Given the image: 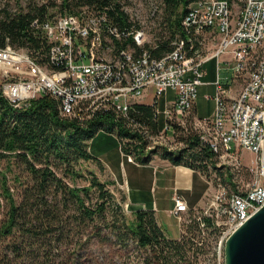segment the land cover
Listing matches in <instances>:
<instances>
[{"label":"built area","instance_id":"1","mask_svg":"<svg viewBox=\"0 0 264 264\" xmlns=\"http://www.w3.org/2000/svg\"><path fill=\"white\" fill-rule=\"evenodd\" d=\"M239 8L234 14L230 0L195 1L180 21L186 39L172 40V49L159 57L145 47L152 41L142 26L121 30L104 13L86 9L57 14L42 25L51 43L45 66L23 49L0 47L1 93L18 107L49 93L59 100L61 115L70 116L77 108L87 112L112 108L126 114L132 102L151 95L150 104L156 105L158 95L174 90L173 105L160 112L156 108L165 120L159 137L173 128L171 122L184 128L188 127L184 121L189 122L213 154L207 178L214 188L196 219L201 234L208 227L200 214L212 223L209 247L216 254L215 264H224L226 239L264 204V0H242ZM128 36L133 45L115 48L116 40ZM106 50L114 57H106ZM222 54H228L226 61L219 58ZM210 58L217 59V67L222 62L233 70L234 84L240 78L243 83L231 95L229 76L218 75L214 112L199 117L192 109L204 74L201 66ZM14 73L21 75L14 78ZM195 118L202 130L193 127ZM244 150L253 160L246 162ZM126 158L134 161L131 154ZM181 197L174 192L170 210L180 228L188 211Z\"/></svg>","mask_w":264,"mask_h":264},{"label":"trees","instance_id":"2","mask_svg":"<svg viewBox=\"0 0 264 264\" xmlns=\"http://www.w3.org/2000/svg\"><path fill=\"white\" fill-rule=\"evenodd\" d=\"M11 1L5 0L0 6V47L10 45L14 49H23L42 66L47 64L51 45L42 28L45 22L52 21L49 8L58 7L65 15L78 14L83 9L104 13L109 23L121 30L138 26L128 19L120 0H47L42 3L28 0L25 6L20 0H13L14 9L9 7ZM195 1L160 0V31L152 40L156 47L145 44L153 55L159 57L171 50L174 39H186L180 21ZM116 41L115 48L133 45L129 36ZM58 102L53 95L45 93L18 107L12 105L0 89V162L4 161L3 168L9 173V179L20 185L16 200L11 187L7 186L6 174H2L1 193L6 203L2 231L6 234L14 232V236L7 242V252L0 257V264H27L29 260L34 264L38 257H42L43 262H50L51 234L61 233V211L69 208L73 211L71 218L76 229L92 223L97 228L96 234L100 235L102 226L97 225L103 224L117 243L125 246L129 241L134 243L142 252L143 264H195L196 259L210 252L208 246L214 228L210 219L200 214L208 227L201 234L196 219L201 208L184 214L178 238L165 236L151 209L130 210L131 215L127 216L123 210L126 195L121 194L117 200L110 189L117 186L116 181L109 175L106 180L100 179L104 167L90 149L92 138L103 131L115 135L121 151L125 155L131 154L134 162L147 164L153 155H157L209 177L213 154L191 126L184 128L171 122V135L181 144L171 149L150 144V137L159 136L162 129L157 104L134 101L126 114L116 113L112 108L93 112L77 108L74 114L66 116L61 115ZM79 111H82V117ZM85 162L95 164L98 172L86 169L83 175L76 165L81 167ZM62 168L63 175L60 176L57 171ZM64 177L72 182L77 179L86 183L78 186ZM197 240L202 242L201 246Z\"/></svg>","mask_w":264,"mask_h":264},{"label":"rangeland","instance_id":"3","mask_svg":"<svg viewBox=\"0 0 264 264\" xmlns=\"http://www.w3.org/2000/svg\"><path fill=\"white\" fill-rule=\"evenodd\" d=\"M26 1L28 0H20V4L25 6ZM38 2H46L47 0H36ZM53 1V0H52ZM58 1V0H56ZM242 0H232V8H233V13L236 14L239 11V7L241 4ZM5 0H0V6L3 5ZM159 2L160 0H120V3L122 4L123 10L127 13L128 19L138 26H142L143 30L145 31L146 38L148 40H153L154 35H157L158 32L160 31V28L158 27V22L160 19V11L159 10ZM11 9H14L16 7L14 1L12 0L9 4ZM50 14H51V20L56 18L58 16L57 14H60L58 7H52L48 9ZM108 58H113L114 53L112 51H107L104 54ZM227 55H222L223 60L226 61L225 59ZM229 60V59H228ZM45 66V65H43ZM224 64L222 62L219 63V68L218 70L220 71L219 77L222 78L225 73L223 71ZM229 74V86L232 87L234 85L233 81H231L232 76H234L233 70H230L229 68H226ZM17 74L20 73H14V78L17 76ZM21 75V74H20ZM243 79L240 78V80H237V85L238 88L242 85ZM171 89V88H168ZM167 90V89H166ZM165 90V91H166ZM173 90V89H172ZM164 93L166 94L167 92H163L157 97V106L159 107L158 111L163 109L165 106V101H164ZM198 98V99H197ZM196 102L199 107V109L202 112H205L204 109V97H197ZM142 101H147L151 102L150 98H142ZM214 106V105H213ZM198 109V110H199ZM213 109V108H212ZM79 110H83L82 108H79ZM84 111V110H83ZM214 112V109L212 110ZM81 117L83 116L82 111H79ZM85 112V111H84ZM212 112V113H213ZM212 115V114H211ZM210 115V116H211ZM159 118L161 119V128L163 129V124H164V116L163 114H159ZM186 121H189L187 118ZM184 124L186 126H191L189 122H185ZM183 125V124H182ZM193 127L202 130V127L199 125L198 119L195 118V125L193 124ZM171 129V131H170ZM168 132L164 133L163 135L159 136H153L150 137V144L151 145H163V146H169L171 149H175L174 147L180 146L176 139L171 135L173 132V128H170ZM195 129V130H196ZM104 134V133H101ZM93 140L91 141V145L93 150H96V153H98L97 150L101 147L102 144L107 142L103 137H99L98 134L92 138ZM149 139V138H148ZM108 141H111L110 139H107ZM109 143H105L104 145L108 146ZM243 157L246 159V162H249L252 159V154L249 151H243ZM4 161L0 162V257L7 252L6 250V245L7 242H10L11 239H13L14 232L10 234H6L2 231L4 221H5V215H6V203L3 199L2 195V185H1V178L2 174H6L7 177V186L11 187V192H13V195L16 200L19 199L18 196V191L17 189L19 188V182H16L15 180L9 179V173H6L3 168ZM92 162H85L82 163L81 167L79 165H76V168H79V170L82 172V174H85V170H93L95 169L98 172V169L96 166H94ZM15 167V166H14ZM17 171V170H15ZM209 172V171H208ZM57 173L61 176L63 175V168L61 170H58ZM249 175H246L245 178H247ZM66 181L69 183L72 182L68 177H64ZM106 180L108 178L107 175L102 173L100 176V179ZM78 186L84 185L86 182L85 180H74L72 182ZM114 186H111L110 189L113 190L112 192L114 193V196L117 200H119L121 194L126 195V191L124 188H121L118 184L115 188ZM211 196V192L209 193V197ZM126 200V199H125ZM208 200V196H207ZM207 203V201H206ZM128 205V206H127ZM69 208V207H68ZM123 210L124 213L127 214V216H130V204L126 200V202L123 203ZM73 213L72 209H67V210H62L61 211V222L59 225H61V233H56L51 234V245L53 246L52 248V256H51V261L43 262L42 257L36 258V261L34 264H143L142 262V252L137 250V248L134 246V243H127V245H121L120 243H117L114 236H112L110 230L107 227H103V224L97 225V226H102L101 234L97 235L96 234V227H93L92 223L86 224L85 226H80L79 229H76V225L74 223V220L71 218V214ZM77 223V222H76ZM166 226H167V231L165 230V234L168 237H179L180 235V230H179V225H176L172 219L166 218ZM78 226V225H77ZM95 226V225H94ZM48 237V235H47ZM60 237V239L56 240V238ZM219 237V236H218ZM217 237V239H218ZM56 240V241H54ZM212 240V238H211ZM210 240V241H211ZM216 242V241H215ZM39 243V242H38ZM46 243H44L45 245ZM34 246H37L36 243ZM224 246V245H223ZM212 247V246H211ZM45 248H47V245H45ZM225 248V246H224ZM224 248L222 252V259H223V254H224ZM210 247L208 246V250ZM210 252L207 254L201 255L198 259H196L195 264H215L214 258H216V254L214 252V249L212 247ZM144 252V251H143ZM32 260H29L30 264Z\"/></svg>","mask_w":264,"mask_h":264},{"label":"crops","instance_id":"4","mask_svg":"<svg viewBox=\"0 0 264 264\" xmlns=\"http://www.w3.org/2000/svg\"><path fill=\"white\" fill-rule=\"evenodd\" d=\"M222 55L228 56V54ZM222 55L219 58L224 59ZM218 68L217 59L215 58L206 60L201 66L204 74L201 77L202 83L197 86L195 97H204L205 112L199 109L196 98L192 109L195 115L199 117H208L213 112L214 94L216 92L214 82L220 73ZM222 68L225 73L224 76H229L225 65ZM237 89L238 85L235 83L230 94H235ZM165 92H167L166 94L164 93V101L166 104L163 109L171 107L175 99L174 90L167 89ZM147 98L151 99L152 96L150 95L145 99ZM142 102L150 104V102L147 101ZM159 107L156 105L157 109H159ZM97 134L107 141L105 143L111 142L108 146L104 145L105 143L102 144L99 150H97L98 153L92 148L93 142L92 145H90L91 152L96 155L102 162L101 164H103L104 174L109 175V177L114 179L121 188L125 189L126 200L129 202L131 210H153L157 224H159L164 234L165 230L168 232L165 224L166 218L172 219L176 225H179L180 230V224L177 218L172 211H170L173 208L174 203L172 195L175 191L184 199L187 210L202 208L206 205L207 196L213 190L214 186L210 184L208 178L199 170H194L183 164H173L167 161V159H163L157 155H153L147 164L128 161L126 155L121 151L115 135L103 131ZM184 214L185 213H183V215Z\"/></svg>","mask_w":264,"mask_h":264},{"label":"water","instance_id":"5","mask_svg":"<svg viewBox=\"0 0 264 264\" xmlns=\"http://www.w3.org/2000/svg\"><path fill=\"white\" fill-rule=\"evenodd\" d=\"M263 168H264V151ZM224 264H264V204L224 243Z\"/></svg>","mask_w":264,"mask_h":264}]
</instances>
